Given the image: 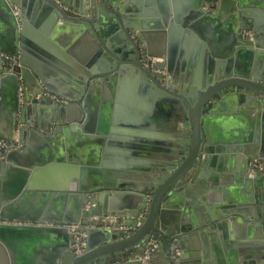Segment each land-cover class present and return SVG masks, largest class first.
I'll return each mask as SVG.
<instances>
[{"label": "water", "instance_id": "obj_1", "mask_svg": "<svg viewBox=\"0 0 264 264\" xmlns=\"http://www.w3.org/2000/svg\"><path fill=\"white\" fill-rule=\"evenodd\" d=\"M38 1L52 19H69L67 24L60 26L66 27L70 33L83 31L92 36L94 60L86 64L91 67L92 75L100 74L92 63L104 55L110 62L121 65L123 72L125 66L131 65L133 73L144 83L151 82L148 83L150 89H158L159 98L176 106L173 123L166 130L174 134L169 137L178 140V144L175 149L164 145L157 149L158 156L162 160L168 158L167 161L142 166L139 173L119 168L115 171L105 167L102 153H75L72 138L78 125L72 121L73 117L67 120L61 113L62 119L55 122L58 125L70 123L65 126L64 136L57 126L51 136H42L38 146L27 144L25 149L11 150L0 160V242L11 251L16 247H11L12 243L29 242L35 240L41 231L56 230L66 235L65 245L55 254L58 264H109L106 258L123 256L128 251L134 253L132 259L141 264L150 246L156 249L161 246L169 259L174 257L176 247H181L182 252L177 254L179 259L186 247L185 236L168 227L167 216L162 215L161 210L165 199L186 188L189 176H199L205 167L210 166L218 172L226 170L245 174L250 177L249 183L256 186L252 189L253 209L237 208L233 203L223 205L221 209L259 218L261 234L254 249L257 252L255 262L239 264H264V191L261 193L260 185L264 182V0H219L216 10L209 9L215 0H189L186 9L179 12L178 17L175 15L177 27L170 14L169 0H163L167 8L155 21V27L164 36H169L168 73L171 75L170 69L177 67L179 70L182 65L183 54L178 55V48L173 50L176 39L171 33L174 34V27L178 28L181 40L187 36L190 42L191 38L201 39L205 44L202 41L203 46L199 47V58H204L207 65L198 67L186 95L164 86L158 80L163 78L162 75H153L138 63L136 53L140 52L139 46L136 39L131 38V33L137 36L144 49L147 45L138 32L141 25L134 20L138 15L133 14L131 21L125 20L128 10L120 7L121 0H108L110 15L105 18L112 24L110 30L103 23L84 16L82 10L78 14L57 6L53 0ZM62 1L69 6L68 1ZM26 3L27 0H0V26L4 29L0 39V95L6 96L3 100L9 104L11 127V134L2 136L8 146L25 141L27 126L31 124L27 115L32 104L50 101L45 91L36 87L39 80L46 83L44 74L50 71L59 75L67 87L76 88L77 97L84 89V79L74 78L72 71L48 61V51L29 41ZM220 5L225 6V12L219 9ZM101 7H104L103 3ZM83 17L86 19L82 20ZM76 18L82 20L80 27L73 24ZM112 32L115 33L113 37ZM115 42L121 44L116 46ZM215 46L222 47V51ZM34 57H43L49 66L42 68L34 62ZM154 67L164 70L166 62L156 61ZM88 85L83 105L87 116L81 126L86 130L92 127L94 119L88 109L93 83ZM51 89L59 90L56 86ZM38 94H42L40 98ZM218 111L231 113L232 118L218 127L219 134L214 138L208 129L212 125L204 114ZM237 111H241L240 115L236 114ZM255 114L257 123L254 122ZM180 123L191 129L183 141L178 139L184 135ZM253 126L255 130L251 135ZM174 156L178 157L177 161L171 160L172 157L175 159ZM259 162L263 163V168L257 167ZM142 211H147L145 216H141ZM59 224H76V231ZM6 229L11 233H6ZM157 237L159 245L150 244V240ZM78 243L79 248L76 247ZM153 255L151 252L147 264H152ZM118 259L115 257L111 262L120 261ZM176 261L171 260L172 264ZM12 264L16 262L12 260Z\"/></svg>", "mask_w": 264, "mask_h": 264}, {"label": "crops", "instance_id": "obj_2", "mask_svg": "<svg viewBox=\"0 0 264 264\" xmlns=\"http://www.w3.org/2000/svg\"><path fill=\"white\" fill-rule=\"evenodd\" d=\"M65 1H68L70 11L74 13H78L79 10L89 12L88 15L85 13L84 16L103 23L106 29L111 28L112 24L108 23L105 18L110 15L108 0ZM217 1L219 0L214 1L213 6L209 8L210 10H216ZM101 3L104 4V7L100 8ZM120 4V7L128 10L125 14V20L131 21L133 14L138 15L134 20L141 25L142 28L138 32L141 33L144 39L143 42L147 45V49H144L141 42L137 40V36L131 33V38L136 39L140 47L139 51L143 54L155 55L153 57L159 59L158 61L166 62L164 69L167 71V55L169 48H171L168 41L169 36L167 34L164 36L155 27V21L167 8L165 2L163 0H121ZM187 4H189V0H169V10L171 17L174 19V26H179L175 15L178 17L179 12L184 11ZM26 5V11L28 10L29 14V18H25L29 41L40 48L42 47L46 52L48 51V55H50V57H47L48 61L57 63L60 67L72 71L74 78L84 79V89L77 97L76 88L67 87L64 82L60 81L62 79L59 75L48 70L49 72L44 74L46 83L44 84L39 80V86L36 87L44 90L50 101L32 104L33 108L27 115V119L31 124L27 126L25 141L18 145L11 144V146L7 145L5 138L2 136V134H11L10 116L8 115L10 107L6 103L7 101L3 100L6 96L0 95V143L5 144L3 158L0 157V160H3L11 150L25 149L27 144H32V147L38 146L39 142L43 140L42 136H51L57 126H60L62 131L59 133L64 136L66 134L65 126H69L70 123H59L58 125L55 122L56 119H62V114L65 115L67 120L73 117L72 121H75L78 125L72 138L75 153L79 154L81 151L83 153L84 151L102 153L101 159H104L105 167L113 168L115 171L119 168V170H131L133 173H139L142 166L155 165L162 160L157 151L163 145L166 148L175 149L178 140L170 138L169 136L173 137L174 134L166 130L171 127L176 114V106L172 102H164L162 97L159 98L158 89H150L148 83L151 82L144 83L142 78L133 73L131 65L125 66L124 70L127 72H123L120 69L121 65L110 62L104 55L92 63L95 69L100 71V74L97 76L92 75L91 67L86 65L87 62L94 60V47L93 43H90V37L92 36L83 31L70 33L66 27L60 26L64 23L67 24L66 20L69 19L65 17L58 21L52 19L49 13L44 12L42 4L38 0H27ZM206 6L207 4L204 7L206 8ZM219 9L225 12V6L220 5ZM85 19L82 18V20ZM82 20L80 18L73 19V24L80 27ZM152 24L154 26H151ZM177 30L178 28L174 27V34L171 33L172 38L176 39L173 50L178 48V55L183 54L182 65L179 70H177V67L173 70L170 69L171 75L168 74L171 77L169 83L171 85L161 84L186 95L189 91L188 88L193 85L198 67L207 65L204 58H199V49L203 46L204 40L196 39V41L191 38L190 42L187 36H183L181 40ZM165 31H168V29H165ZM3 34L4 29L0 26V39H2ZM113 36H115L114 32H112L111 37ZM195 36L198 38L197 35ZM177 39L179 40L177 41ZM202 41L203 44H201ZM115 44L119 46L121 43L115 42ZM215 48L220 52L222 51V47L215 46ZM161 52H164V54H157ZM43 57H34L33 59L36 64H40L42 68L46 69L49 64ZM199 63L201 64L199 65ZM89 82L93 83V89L92 94L88 97V109L94 119L92 127L90 126L86 130L85 127L82 128L81 126L87 116L83 105L85 98H87L88 87H90ZM55 86L59 90L51 89ZM41 95L38 94V98ZM63 108H65V111H62ZM222 112L218 111L211 115L204 114L208 117L207 122L212 125L208 129L213 133L212 137L214 138L218 136L216 134H219L218 127L231 117V113ZM240 113L241 111H237L236 114L240 115ZM75 117L78 119H75ZM257 121L258 116L255 114L254 122L257 123ZM179 125L187 133L179 136L178 139L182 141L183 137L189 135L191 129L190 127H182V123ZM205 128L207 129V127ZM251 129L252 135L255 126ZM17 138L18 135L15 133V139ZM145 153H150V155L148 156ZM174 157L175 159L173 157L169 159L177 161L178 157ZM167 159L165 158L162 161H167ZM10 164L15 165L14 162H10ZM10 172H13V170ZM11 176L13 179V175ZM249 179L250 177L245 174L230 173L226 170L218 172L210 166L205 167V171L201 172L199 176H189L185 183L186 188L174 192L168 199H165L164 208L161 210L162 215L167 216L168 227H171L173 231H181L185 236L186 247L184 253L178 259L177 254L182 252V248L176 247L174 257L172 256L169 259L161 246L160 249L153 247L151 252H154V260L152 264H172V259H177L174 264L255 262L254 258L257 252L254 249L258 236L261 234L259 218H254L248 213L241 215L223 212L221 209V206L232 203L237 208L245 206L253 209L252 206H254L255 200L253 199L252 189L256 186L251 185ZM260 185L262 193L264 182ZM247 211L245 209V212ZM146 212L142 211L140 214H146ZM106 218L108 219V216ZM99 219L103 221V218ZM114 219L116 220V218ZM60 225L69 228L73 225L77 227L76 224ZM5 232L11 233V230L6 229ZM65 236L63 231H41L37 233L35 240L19 242L20 244L12 243L11 247L13 245L16 247L11 248V251L3 242H0V264H12V260L16 264H58V257L56 258L55 254L60 247L65 245ZM158 239L157 237L151 240H154V244L159 245ZM17 246H22V248H17ZM125 254L106 258V263L140 264L138 260L132 259L134 253L128 251ZM115 257L116 259L119 258L120 261L111 262ZM141 261V264H147L148 259L143 257Z\"/></svg>", "mask_w": 264, "mask_h": 264}, {"label": "built area", "instance_id": "obj_3", "mask_svg": "<svg viewBox=\"0 0 264 264\" xmlns=\"http://www.w3.org/2000/svg\"><path fill=\"white\" fill-rule=\"evenodd\" d=\"M53 1H54V3H55L57 6L69 10V7L66 6V5L63 3L62 0H53ZM86 15H88V13H87ZM151 59H152V62H154V63H155L156 61L159 60V59H157L156 57H151ZM153 70H154L157 74L162 75V77L165 78L167 81L169 80L170 75L168 74L167 71H165V69H164V70H159V69L154 68ZM163 78H162V79H163ZM4 145H5V144L0 143V157H1V158L3 157V154H4V153H3V152H4V150H3ZM257 167H259V168H263V163H262V162H259V163L257 164ZM70 228H71L72 231H74V232L76 231V226H75V225L71 226ZM82 244H84V242H82ZM150 244H154V240H150ZM79 246H80L79 243L76 244V247H77V248H79ZM152 250H153V247L150 246V247L148 248V250L146 251L144 258H148Z\"/></svg>", "mask_w": 264, "mask_h": 264}, {"label": "flooded vegetation", "instance_id": "obj_4", "mask_svg": "<svg viewBox=\"0 0 264 264\" xmlns=\"http://www.w3.org/2000/svg\"><path fill=\"white\" fill-rule=\"evenodd\" d=\"M109 5V4H108ZM84 14L86 13H89V12H83ZM134 39V38H133ZM135 40V39H134ZM140 49V47H139ZM136 60L138 61V63L141 64V66L145 69H147L151 74L155 75V71L153 70L155 67H154V62H152V59H151V56L147 55V54H143L141 51L140 52H137L136 53ZM157 74V73H156ZM158 80L161 82V83H166L167 85H171L169 84L170 81H171V77L169 78V80L167 81L165 78L163 79H160L158 78ZM187 133H185L184 131V135H186ZM183 136V134H182ZM188 137V136H187ZM187 137H183L182 138V141L183 139L187 138ZM141 216H145V214H142Z\"/></svg>", "mask_w": 264, "mask_h": 264}]
</instances>
